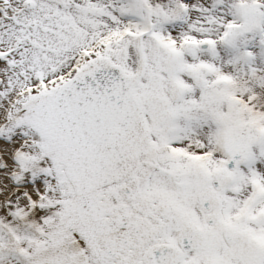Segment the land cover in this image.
<instances>
[{
  "label": "snow or ice",
  "instance_id": "snow-or-ice-1",
  "mask_svg": "<svg viewBox=\"0 0 264 264\" xmlns=\"http://www.w3.org/2000/svg\"><path fill=\"white\" fill-rule=\"evenodd\" d=\"M0 264H264V0H0Z\"/></svg>",
  "mask_w": 264,
  "mask_h": 264
}]
</instances>
